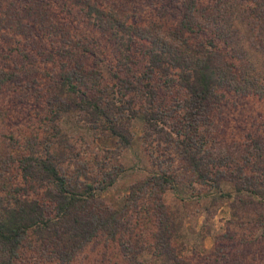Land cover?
<instances>
[{"label": "trees", "instance_id": "obj_1", "mask_svg": "<svg viewBox=\"0 0 264 264\" xmlns=\"http://www.w3.org/2000/svg\"><path fill=\"white\" fill-rule=\"evenodd\" d=\"M56 1L0 0V22L6 25L2 28L9 34L13 29L34 44L42 41L39 37L65 34L64 24L54 16L55 11L62 12L57 10L60 0ZM178 1L183 9L180 27L171 32L184 41L173 46L169 39L147 34L139 23L130 21V9L125 4L71 0L68 10L76 7L83 11L102 36L124 32V37L129 35L128 40L138 36L154 45L141 48L146 59L142 67L133 68L125 63L124 75L115 71L110 73L109 80L103 75L107 69L98 64L90 66L81 57L72 60L75 64H63V84L48 100L50 107L42 114L45 119L40 129L23 142L13 137L14 152L0 151V264H79L78 257L83 253L85 262L80 264H152L144 259L146 253L160 264H228L232 259L238 264H251L258 260L257 251L242 253L235 249L226 251L228 258L223 255L221 262L217 255L220 249L205 257L192 248L193 256L186 257L182 247L173 246L172 233L176 229L171 226L160 198V193L173 184L170 170L162 169L137 181L121 207L109 204L99 194L113 186L125 171L117 150L134 140L132 122L142 110L146 146L151 144L148 139L158 140L150 153L159 155L157 146L168 150V155L163 153V157L154 159L159 166L167 168L169 163L179 160L185 164L183 170L193 171L202 180L211 175L219 184L222 180L238 181L237 173L246 170L227 152H219L217 157L207 149L212 144L215 108L225 97L220 87L232 84V69L238 64L220 44L219 39L224 37L221 31L219 39L211 34L199 36L195 31L194 12L202 5L201 0ZM218 6L219 3L208 7L212 9L209 13ZM258 8H262L260 3ZM42 47L39 52H43ZM30 51L21 54L31 59L34 55ZM17 69L0 67V89L15 79L16 72L21 73ZM175 86L183 90L182 99L171 104H167L166 98L162 101L160 96ZM236 90L248 89L236 85ZM141 93L147 101L140 104L142 109L135 100ZM255 93L264 96V89L257 88ZM65 114L77 117L86 129L83 135L74 136L64 130ZM87 133L94 134L96 139H114L119 148L93 147L94 140L88 141ZM248 137L252 139L253 153L251 158L245 156L244 163L261 161L264 143L251 134ZM243 179L246 180L241 184ZM240 180L239 193L248 186V175ZM259 180L262 189L253 193L264 196V181ZM137 228L139 233H135ZM222 241L216 242L224 249Z\"/></svg>", "mask_w": 264, "mask_h": 264}, {"label": "rangeland", "instance_id": "obj_2", "mask_svg": "<svg viewBox=\"0 0 264 264\" xmlns=\"http://www.w3.org/2000/svg\"><path fill=\"white\" fill-rule=\"evenodd\" d=\"M105 1L125 4L130 9V21L139 23L147 34L152 33L169 39L168 42L173 46L183 43L184 40L175 35L180 27V13L183 11L177 4L178 0ZM59 3L57 10L62 12L55 11L54 16L64 24L62 28L66 33L55 37H39L42 38L40 43L27 41L15 34L13 29L9 34L2 28L6 25L0 22V67H16L19 68L17 71H21L15 73V79L11 83L0 89V151L14 152L16 148L12 146L13 137L23 142L26 137L32 136L40 129L45 119L42 114L50 107L48 100L53 99L57 89L63 84L60 76L64 71L63 64H75L72 60H79L81 57L90 66L98 64L107 69L103 70V75L109 80L112 72L124 75L122 69L125 63L133 65V68L137 65L142 67L146 59L141 48L154 45L150 40L141 41L138 36L128 40L129 35L124 37V32L114 36H111V33L102 36L101 30L84 16L83 11L76 7L68 10L71 0H60ZM201 3L199 10L194 12L195 31L198 30L199 36L200 33L205 37L211 34L217 39L221 31L224 37L219 39L220 44L229 51L235 64H238L236 69H232V84H223L220 87L225 97L215 108L212 144L211 148L207 149L217 157L219 152H227L240 167H244L246 170H240L237 174L240 179L248 175V186L243 187L239 193L237 182L240 179L222 180L219 184L210 175L208 180H202L193 171L183 170L185 164L179 160L169 163L167 168L166 165L164 168L159 166L155 160L158 156L163 157V153L168 155V150L157 146L159 155L152 156L150 153V149H154L158 140L152 135L155 141L148 139L151 144L149 148L146 146L143 139L146 129L142 110L132 122L134 140L130 145L117 150L125 171L113 186L99 194L109 204L121 207L137 181L155 175L162 169L170 170L174 176L173 184L160 193V198L168 212L171 226L174 225L176 229L172 233L173 246L178 249L182 247V253L186 257L193 256L192 248L205 257L211 251L220 249L217 254L219 262L225 259L223 255L228 258L226 251H257L258 260H252L251 264H264V196L253 193L263 186L258 179L264 181V170L261 172V169H264V152L261 161L253 159L251 161H255V164L250 161L248 164L244 163L245 156L251 158L253 153L250 145L252 139L248 135L258 137L264 143V96L255 93L257 88L264 89V0H201ZM218 3L219 6L214 9L216 11L209 13L212 10L210 8ZM259 3L262 5L261 10H258ZM223 12H226V15ZM253 13L258 15L254 16ZM173 30L174 34L171 32ZM190 33L197 35L196 32ZM41 47L43 52H39ZM27 50L34 55L31 59L21 54ZM23 68L26 69L25 72H22ZM236 85L247 87V92L236 90ZM182 96L183 90L180 86H175L171 92L162 94L160 99L163 101L166 98L167 104H171V101L182 99ZM135 100L140 108L141 103H147L142 93L137 95ZM62 125L64 130L70 134L74 133V136L83 135L86 130L72 114L63 116ZM40 133L44 134L41 130ZM87 139L90 142L94 140L93 147H118L116 140L99 136L96 139L92 133H87ZM257 167L260 169H256ZM245 180H240L241 184ZM139 231L137 228L135 233ZM219 240H224V249L217 246L216 241ZM237 246L241 249L238 250ZM115 250L119 251V247L115 246ZM93 254L90 253V256ZM92 258L94 259L93 256ZM196 258L198 260V255ZM82 259L84 253L80 254L77 263L85 262ZM97 259L101 260V257ZM144 259L147 263L160 264L147 253ZM93 262L95 263V260ZM97 264L103 262L99 261ZM228 264L238 263L232 259Z\"/></svg>", "mask_w": 264, "mask_h": 264}]
</instances>
